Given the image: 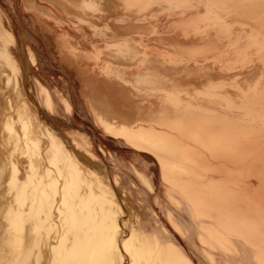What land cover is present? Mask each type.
Returning a JSON list of instances; mask_svg holds the SVG:
<instances>
[{"label": "bare ground", "instance_id": "1", "mask_svg": "<svg viewBox=\"0 0 264 264\" xmlns=\"http://www.w3.org/2000/svg\"><path fill=\"white\" fill-rule=\"evenodd\" d=\"M18 2L40 27L0 10V264H264V0Z\"/></svg>", "mask_w": 264, "mask_h": 264}, {"label": "rangeland", "instance_id": "2", "mask_svg": "<svg viewBox=\"0 0 264 264\" xmlns=\"http://www.w3.org/2000/svg\"><path fill=\"white\" fill-rule=\"evenodd\" d=\"M28 8V7H27ZM26 8V6L24 5H22L20 2H18V0H0V10H1V12L2 13H4L5 15L6 14H10L9 16L12 18V21L13 22H15V24L16 25H18V26H21L22 24H23V26L25 27V30L29 33V30L30 31H32L34 34H36L37 33V28L38 27H40V25L39 24H37V23H35L34 21H33V18H32V14L29 12V10ZM23 34H24V32H22ZM38 36H39V33L37 34ZM39 38V39H38ZM37 39L39 40V45L37 44V43H35V44H32L33 46H35L36 44L38 45H36L35 47H34V51L33 50H31L30 49V46H31V43H28L27 45H26V43H24L25 44V46H27V49H29L30 50V52L31 53H33L34 52V54H35V51L38 49V50H40L39 52H40V54L39 55H42V56H45V54L47 55V57H49V56H51V55H49L50 54V52H48V53H44V52H46L47 51V49L48 48H46V46H47V44H44L45 42L43 41V40H41L40 39V36L38 37ZM26 40H24V42H25ZM29 41V40H28ZM27 41V42H28ZM44 42V43H43ZM42 43V44H41ZM41 44V45H40ZM28 45H30V46H28ZM37 47V48H36ZM40 48V49H39ZM37 50V51H38ZM41 50H43L42 52L44 53H42L41 52ZM33 51V52H32ZM48 51H49V49H48ZM36 53H38V52H36ZM47 57H45V59L47 58ZM50 59H52L51 57H49ZM44 58H43V66L45 67V68H47V71L48 72H46V70L44 71V72H42L43 70L42 69H40L39 68V70L41 71V73L42 74H40V71L38 72L37 71V74L39 75L40 74V76L41 75H43V73H45L46 75H47V73H48V75L46 76V78L47 79H49V82H51V84H52V82H53V86H55V88H57L58 90H60V89H66V87H67V82H68V79H66L67 78V75L64 73V71H62V69L60 68H58L59 66L56 64L55 66H58V67H55L54 66V64L55 63H57V62H54V60L52 59V62H51V60L50 59H46L47 60V63H49L51 66H45V64L46 65H48L47 63H46V60H45ZM49 61V62H48ZM51 62V63H50ZM45 63V64H44ZM48 67H50V68H48ZM52 70V71H51ZM57 71L59 72V73H57ZM54 72V74H52ZM55 72H56V74H55ZM60 72H63V74L62 73H60ZM59 74L61 75V76H59ZM52 75V76H51ZM55 75V77H56V79L53 77ZM59 76L61 79H59V77L57 78V76ZM63 75V76H62ZM66 76V77H65ZM62 77L65 79H62ZM52 78V79H51ZM59 79V80H58ZM61 80H64V81H67V82H63V81H61ZM57 81V82H56ZM61 83H60V82ZM58 82H59V84H58ZM62 82H63V84H62ZM57 83V84H56ZM62 84V85H61ZM57 85V86H56ZM59 85H60V87H59ZM63 85H65V87H63ZM102 166L105 168V173H103L102 175H104L103 176V178L104 179H107V180H110V181H114V179H116L117 181H119V180H121V179H123L125 176H124V174L123 173H121V171H125V170H123L120 166L118 167V165H117V161L116 160H112V159H110V158H105L104 160H103V164H102ZM237 262H239V260H237V259H231V258H222V257H216V262L214 263V264H236ZM239 264V263H238Z\"/></svg>", "mask_w": 264, "mask_h": 264}]
</instances>
